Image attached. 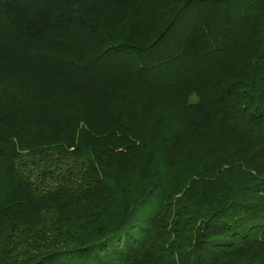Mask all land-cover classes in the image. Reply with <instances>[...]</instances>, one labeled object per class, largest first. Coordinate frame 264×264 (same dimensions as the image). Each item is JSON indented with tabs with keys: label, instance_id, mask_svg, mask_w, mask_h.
<instances>
[{
	"label": "trees",
	"instance_id": "16d2710c",
	"mask_svg": "<svg viewBox=\"0 0 264 264\" xmlns=\"http://www.w3.org/2000/svg\"><path fill=\"white\" fill-rule=\"evenodd\" d=\"M0 264H264V0H0Z\"/></svg>",
	"mask_w": 264,
	"mask_h": 264
}]
</instances>
